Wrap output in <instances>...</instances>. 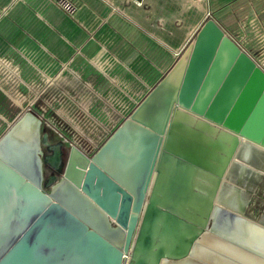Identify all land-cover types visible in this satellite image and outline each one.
<instances>
[{
    "label": "water",
    "instance_id": "95a60500",
    "mask_svg": "<svg viewBox=\"0 0 264 264\" xmlns=\"http://www.w3.org/2000/svg\"><path fill=\"white\" fill-rule=\"evenodd\" d=\"M186 118L264 146V71L212 18L93 156L70 145L49 187L41 119L21 112L0 137V264H264V227L216 202L235 139L221 158Z\"/></svg>",
    "mask_w": 264,
    "mask_h": 264
},
{
    "label": "rangeland",
    "instance_id": "374dc122",
    "mask_svg": "<svg viewBox=\"0 0 264 264\" xmlns=\"http://www.w3.org/2000/svg\"><path fill=\"white\" fill-rule=\"evenodd\" d=\"M108 2L113 3L115 13L121 16H127L132 4H135L132 11L142 9L155 12L157 8L155 0L152 3L150 0L148 3L144 0ZM168 2L169 5L164 9V24L168 26L169 35L177 36L178 41L184 42L179 58L186 55L202 24L212 18L264 71V0ZM17 3H23V0H0L1 15L14 18L13 9ZM3 7H7L6 12L1 11ZM155 22L159 24V21ZM5 35L6 32L0 31V47L7 40ZM7 43L8 52L6 48L0 49V137L21 112L30 109L41 119V132L48 137L47 145H63L65 161L58 176L63 172L66 153L71 144L89 157L93 156L141 98L143 90L133 93L129 83L124 80H119L117 92L111 90V93L102 94L92 80H86L78 64L74 66L72 63L66 68L42 61L31 50L27 51L26 47L17 49V41L13 37ZM26 55L29 61L25 59ZM16 56L19 61L12 59ZM84 82H88L91 87H86L88 85L85 86ZM42 149L43 152L47 151L44 146ZM234 184L245 188L240 181ZM247 194L250 196L251 212L255 218H259L264 212V185L257 186L251 193L248 190Z\"/></svg>",
    "mask_w": 264,
    "mask_h": 264
},
{
    "label": "crops",
    "instance_id": "0c3cea01",
    "mask_svg": "<svg viewBox=\"0 0 264 264\" xmlns=\"http://www.w3.org/2000/svg\"><path fill=\"white\" fill-rule=\"evenodd\" d=\"M73 1L78 8L70 16L47 0L17 3L13 9L16 19L0 13V31L6 32L7 39L0 49L8 52L9 38H16L17 49L26 47L42 61L66 68L78 64L86 80H92L102 94L117 92L119 80L128 82L133 93L143 90L139 103L183 52L184 42L169 35L164 24L168 0H155V12L132 11V4L127 16L115 13L108 0ZM83 84L91 87L88 82Z\"/></svg>",
    "mask_w": 264,
    "mask_h": 264
},
{
    "label": "bare ground",
    "instance_id": "6f19581e",
    "mask_svg": "<svg viewBox=\"0 0 264 264\" xmlns=\"http://www.w3.org/2000/svg\"><path fill=\"white\" fill-rule=\"evenodd\" d=\"M189 53L190 48L186 55L183 56L184 61L188 59ZM183 121L187 125H192L193 128H199L198 130L204 132L205 135L207 133L210 137L212 136L213 139L220 140L222 142V145L220 146L221 149L219 150V156L221 158H224V156L227 155V150L231 146V141L233 138L235 139L236 147L226 165L222 182L216 195V202L264 227V214L262 217L255 218L251 212H248L246 204L248 203L250 196L244 192L245 188L243 189L242 186L240 187L234 184L236 181L242 182L244 186L249 189V193L252 191L254 192V189H256L257 186L264 185V146L243 135L234 132H227L222 129H218V131L214 129L213 133L207 132L211 129H205L204 121L200 119H196V123H192L188 118L183 119ZM58 144L62 145V143ZM44 145H47V140L44 141ZM59 148L57 154L55 152L56 157L58 158H53V156L52 158H48V160L52 159V162L55 160L58 161V163L55 161L58 165L61 164L60 155L58 153ZM59 170L60 167L56 171ZM52 184L54 183L47 185L49 187Z\"/></svg>",
    "mask_w": 264,
    "mask_h": 264
},
{
    "label": "flooded vegetation",
    "instance_id": "af4514ba",
    "mask_svg": "<svg viewBox=\"0 0 264 264\" xmlns=\"http://www.w3.org/2000/svg\"><path fill=\"white\" fill-rule=\"evenodd\" d=\"M57 144L44 145V146H47L46 147L47 151L44 152V154L50 155V157H48V158H52V156H53V158H58V157H56V154H57L58 148L60 147L58 153H59L60 159H61V164H59V165L57 164L58 161L55 160L57 163L55 161L52 162V159L49 160L50 164L46 165V167L44 165V184L45 183H47V184L55 183L57 181V179L59 178V176L57 175L58 171H56V170H58L59 167L61 169L62 166L64 165L65 158H64L63 145L62 146H55ZM48 146H50V148H48ZM55 152H56V154H55ZM236 183L238 184V182H236ZM244 190H245L244 191L245 193H248L249 189L245 187ZM246 209L248 212H251L250 201H248V203L246 204ZM251 214H253V213L251 212ZM263 214H264V212H263ZM263 214L260 215V217H262Z\"/></svg>",
    "mask_w": 264,
    "mask_h": 264
},
{
    "label": "built area",
    "instance_id": "2783aa9c",
    "mask_svg": "<svg viewBox=\"0 0 264 264\" xmlns=\"http://www.w3.org/2000/svg\"><path fill=\"white\" fill-rule=\"evenodd\" d=\"M48 1L52 4H55L58 8L63 10L68 15H73L78 8V4L73 0H48ZM45 136L47 137V135H45ZM128 259H129L128 256H126V255L123 256L124 264H127Z\"/></svg>",
    "mask_w": 264,
    "mask_h": 264
}]
</instances>
